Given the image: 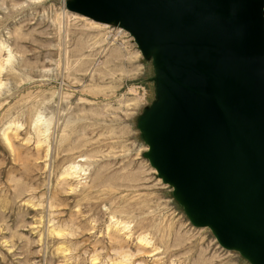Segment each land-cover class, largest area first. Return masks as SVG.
Listing matches in <instances>:
<instances>
[{
    "label": "rangeland",
    "instance_id": "1",
    "mask_svg": "<svg viewBox=\"0 0 264 264\" xmlns=\"http://www.w3.org/2000/svg\"><path fill=\"white\" fill-rule=\"evenodd\" d=\"M68 1L0 0V264H252L150 161L153 55Z\"/></svg>",
    "mask_w": 264,
    "mask_h": 264
},
{
    "label": "water",
    "instance_id": "2",
    "mask_svg": "<svg viewBox=\"0 0 264 264\" xmlns=\"http://www.w3.org/2000/svg\"><path fill=\"white\" fill-rule=\"evenodd\" d=\"M157 67L142 131L192 220L264 264V0H69Z\"/></svg>",
    "mask_w": 264,
    "mask_h": 264
}]
</instances>
